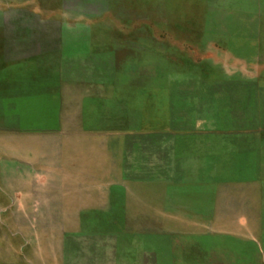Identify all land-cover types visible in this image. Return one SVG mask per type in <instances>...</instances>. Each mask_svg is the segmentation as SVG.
I'll use <instances>...</instances> for the list:
<instances>
[{
  "label": "rangeland",
  "instance_id": "374dc122",
  "mask_svg": "<svg viewBox=\"0 0 264 264\" xmlns=\"http://www.w3.org/2000/svg\"><path fill=\"white\" fill-rule=\"evenodd\" d=\"M2 57L0 264H264V0H0Z\"/></svg>",
  "mask_w": 264,
  "mask_h": 264
},
{
  "label": "crops",
  "instance_id": "0c3cea01",
  "mask_svg": "<svg viewBox=\"0 0 264 264\" xmlns=\"http://www.w3.org/2000/svg\"><path fill=\"white\" fill-rule=\"evenodd\" d=\"M84 57H85V55L83 56L80 53H78L76 55H68V54H65V52H63V54L58 57L59 58L58 62H59V64H62L63 70L65 68V71H70L71 67H67L68 68L67 69L64 66V64H68L71 60L76 61V63L80 62V60L84 59ZM5 60H6L5 57H2V60L0 59V62L6 63ZM14 64H15V59L13 60V65ZM75 68L76 67H73L74 71L76 70ZM18 77H19V72H17V79H18ZM61 78L62 79L60 80V82L57 84V86L55 88L56 89L55 93H51V96H50V94H47L48 92L42 93L44 95H42L40 93L44 98H41V95H39L38 100H41V99L46 100L48 98V95H49L51 97V99L57 101V104H61L60 93H62L61 92L62 88H64V86L69 84V83H75V84L79 85V89H78V91L80 93L79 96L81 95L83 97L84 102L82 105L83 106L82 111L81 112L78 111V113H77L78 123L80 125H82L83 128H85V129L88 126L89 127L91 126L93 133H96V131L98 130L97 132L99 134H101L102 133V131H100L101 128L100 127L96 128V126H95L96 122L95 121L98 120L100 122L101 120H103L102 119L103 118V115H102L103 108L105 111L104 119L109 120L110 117L108 116V113H110L111 106L113 104V101L107 96L106 92L102 88V85L100 83L96 82L95 80L94 81H86V80L80 79V77H78L77 79H75L73 81L68 80V79H64L63 76ZM2 95L3 96L13 95L14 96L13 99L15 101V105L13 107V112H14L13 126L5 128V126L2 124L1 129L3 132L6 129L14 130V131L23 129V130L28 131V132H32V131L36 132V130L43 129L45 131H51V132L57 133L58 134V136H57L58 141L60 143L64 142L65 138L67 137L66 132H68V131L59 125L57 114L55 113V111L57 110V108H56L57 104L55 105L52 102L47 103L48 106H46V111H48L47 113H49V115L44 118L45 124L30 123L28 125H24L21 121L22 111L24 109L27 110L29 105L31 108L33 103L28 104V106L25 105V103L23 101V94L21 92H18V91H14L10 94H9V92L7 93L6 91H2ZM33 96L34 95H31L30 97H33ZM33 100L34 99H32V101ZM89 127H88V129H89ZM163 132L166 133L165 131H163ZM162 138H164V137H162ZM165 138H167V137L165 136ZM177 138H180V140H182V141L185 140L186 143H188L191 140L194 143H199V144L204 143L205 146H201L200 151L203 150V152L205 154H207L206 144L208 143V141H207L208 139H205V141H203L202 138L193 137V136H181V137H177ZM211 141H212V139H209V142H211ZM183 169L184 168H182V169L180 168L181 172ZM178 170H179V168L176 167L175 174H176V172H178L180 174V172Z\"/></svg>",
  "mask_w": 264,
  "mask_h": 264
},
{
  "label": "trees",
  "instance_id": "16d2710c",
  "mask_svg": "<svg viewBox=\"0 0 264 264\" xmlns=\"http://www.w3.org/2000/svg\"><path fill=\"white\" fill-rule=\"evenodd\" d=\"M210 14V13H209Z\"/></svg>",
  "mask_w": 264,
  "mask_h": 264
}]
</instances>
